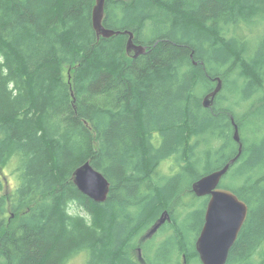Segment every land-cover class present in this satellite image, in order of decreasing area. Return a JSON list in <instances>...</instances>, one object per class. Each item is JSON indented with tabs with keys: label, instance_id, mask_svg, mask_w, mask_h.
I'll list each match as a JSON object with an SVG mask.
<instances>
[{
	"label": "trees",
	"instance_id": "obj_1",
	"mask_svg": "<svg viewBox=\"0 0 264 264\" xmlns=\"http://www.w3.org/2000/svg\"><path fill=\"white\" fill-rule=\"evenodd\" d=\"M95 4L0 0V264H138L130 249L165 210L153 263L201 261L192 185L238 154L233 119L243 152L222 184L250 209L226 264H264V32L252 48L242 31L264 24V0H107L105 26L148 47L135 59L127 34L98 37ZM87 160L111 182L105 202L73 181Z\"/></svg>",
	"mask_w": 264,
	"mask_h": 264
},
{
	"label": "water",
	"instance_id": "obj_2",
	"mask_svg": "<svg viewBox=\"0 0 264 264\" xmlns=\"http://www.w3.org/2000/svg\"><path fill=\"white\" fill-rule=\"evenodd\" d=\"M106 3L107 0H96L93 8V27L98 37L111 38L121 33L127 34V54L134 59L145 54L148 47L135 42V33L129 30L121 32L105 26ZM216 79V87L207 93L202 100L203 106L206 108H211L214 105L215 99L223 89L222 78L217 77ZM233 123L235 127L234 138L239 144L238 154L220 169L201 176L192 185L197 196H211L206 212V222L197 241V250L202 264H226L228 262L230 251L249 214L250 207L245 200L241 199L232 189L220 187L223 178L231 166L239 160L243 152L244 144L239 126L234 119ZM73 181L81 192L96 202H105L110 195V180L103 172L94 167L91 160H87L77 167L73 173ZM168 221H171V215L169 211L165 210L146 237L153 236Z\"/></svg>",
	"mask_w": 264,
	"mask_h": 264
},
{
	"label": "flooded vegetation",
	"instance_id": "obj_3",
	"mask_svg": "<svg viewBox=\"0 0 264 264\" xmlns=\"http://www.w3.org/2000/svg\"><path fill=\"white\" fill-rule=\"evenodd\" d=\"M220 187L226 188L222 183H221ZM197 197H199V196H197ZM200 198H205L206 199V207H205V211H204L203 225L201 227V230H200L198 236H196V238H195V249H196V252L198 254H199V252L197 250V241H198V239H199V237L201 235V232H202L203 227H204L205 222H206V212H207V209H208V203H209V201L211 199V196L207 195V196H203V197H200ZM158 219L151 225V227L149 229H147L143 234H141L138 237L136 245L130 249V258L133 261H135L136 263H138V264H154L153 261L156 258V251H157L158 247L168 238V236L170 235L171 231L173 230L169 226L170 224H172L171 223L172 216H171V221L166 222L164 225L161 226V228L153 236H151L150 238H147L146 237L147 234L149 233V231L153 227V225L158 221ZM167 229L169 230V234L165 237V235L167 233ZM159 234H162V238L160 240H158V242H155L156 238H157V236ZM240 234H241V231L239 233V236H240ZM148 244H150L152 246V248H150L149 250H147L148 249V247H147ZM185 255H186V253H184V254H181V253L173 254V253H171V254L168 255V260L167 261H169V262L167 264H178V263L181 264L182 258L186 257ZM199 257H200V254H199Z\"/></svg>",
	"mask_w": 264,
	"mask_h": 264
},
{
	"label": "rangeland",
	"instance_id": "obj_4",
	"mask_svg": "<svg viewBox=\"0 0 264 264\" xmlns=\"http://www.w3.org/2000/svg\"><path fill=\"white\" fill-rule=\"evenodd\" d=\"M243 28V34L247 35V37L249 38V43H251L253 45L252 48L256 47V44L261 36V34L264 32V24L256 21L251 23L250 25H244L242 26ZM241 31V29H240ZM226 94H229V91H226ZM243 110H241L242 112ZM177 168L175 165V160L174 159H169L163 162V164L161 165V167L159 168V171L163 174H169L171 172H173V170ZM1 173L4 175L3 177H5L6 179V190L7 191H11L12 188L15 187V177L11 176V171L10 168H6V169H2ZM226 176V175H225ZM228 176L223 178V182L226 184H229L228 182ZM185 194V193H184ZM73 211H79L82 212V210H80L79 208H74ZM172 223V221H171ZM169 234V230L167 229V233L165 235V237ZM162 238V234H159L156 238L155 242H158V240H160ZM184 260V259H183ZM87 262V254L85 252H80L78 254H76L75 256H73L67 264H86ZM193 264H202L201 261H196Z\"/></svg>",
	"mask_w": 264,
	"mask_h": 264
},
{
	"label": "bare ground",
	"instance_id": "obj_5",
	"mask_svg": "<svg viewBox=\"0 0 264 264\" xmlns=\"http://www.w3.org/2000/svg\"><path fill=\"white\" fill-rule=\"evenodd\" d=\"M108 200V199H107Z\"/></svg>",
	"mask_w": 264,
	"mask_h": 264
}]
</instances>
